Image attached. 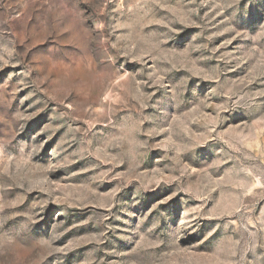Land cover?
Returning <instances> with one entry per match:
<instances>
[{
    "label": "rangeland",
    "instance_id": "rangeland-1",
    "mask_svg": "<svg viewBox=\"0 0 264 264\" xmlns=\"http://www.w3.org/2000/svg\"><path fill=\"white\" fill-rule=\"evenodd\" d=\"M0 264H264V0H0Z\"/></svg>",
    "mask_w": 264,
    "mask_h": 264
}]
</instances>
